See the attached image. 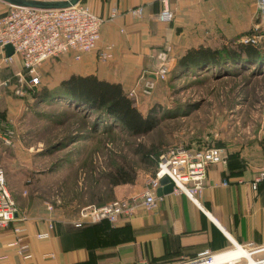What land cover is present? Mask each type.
Returning a JSON list of instances; mask_svg holds the SVG:
<instances>
[{"label": "crops", "instance_id": "crops-1", "mask_svg": "<svg viewBox=\"0 0 264 264\" xmlns=\"http://www.w3.org/2000/svg\"><path fill=\"white\" fill-rule=\"evenodd\" d=\"M167 1L174 13L170 23L156 18L162 8L161 0H80L105 19L97 48L79 58L75 57L76 52L69 51L48 59L39 67L40 79L43 67L55 61L66 70L65 75L61 72L60 80L70 75H94L123 87L132 81L129 91L143 75L153 77L158 67L173 64L175 54L171 50L167 53L164 46L185 45L186 31L196 27L202 17L216 15L218 19L231 10L232 15L239 14L240 20L245 21L244 12L247 14L252 6L251 0H229L227 6L222 3L224 7L215 6L221 4L219 0ZM136 6L143 7L139 18L129 13ZM8 8L7 3L0 1V15ZM113 11L115 15L111 17ZM245 22L250 24V15ZM236 23L237 28L244 24ZM106 46H111L112 57L103 61L97 53ZM4 54L6 47H0V79L20 67L17 56L11 65L2 63ZM10 102L21 100L2 89L0 113L5 112L6 119ZM237 152L225 165L208 167L198 198L201 207L184 194L172 193L169 184L163 183L156 191L162 199L155 209L138 206L132 216L121 217L116 224L100 221L75 227L72 221L79 210L67 212L61 201H50L52 210H47L38 201H16L12 195L18 213L9 227L0 230V255H7L10 264H173L195 258L205 249L213 253L229 251L231 240L264 246V182L256 190L250 184L256 171L264 167V151ZM147 177L139 175L133 182L114 185L111 199L139 197ZM13 227H20V232H14ZM44 231L49 233L48 238H36L37 233ZM17 239L18 244L12 245ZM20 244L28 246L30 258L24 259L17 252ZM258 255H264V251Z\"/></svg>", "mask_w": 264, "mask_h": 264}, {"label": "rangeland", "instance_id": "rangeland-1", "mask_svg": "<svg viewBox=\"0 0 264 264\" xmlns=\"http://www.w3.org/2000/svg\"><path fill=\"white\" fill-rule=\"evenodd\" d=\"M217 2L221 4L216 7L230 1ZM251 2L249 12H244L245 21L250 15V24L231 10L218 19L206 15L186 31L185 45L170 44L175 54L170 72L155 82L149 95L132 100L143 115L151 111L156 118L154 128L144 135H133L71 99L60 85L66 70L55 61L44 66L45 94L39 91L27 100L10 102L7 120L15 140L10 147L0 143V167L15 200L38 201L44 207L61 201L64 210L75 213L86 205L113 200L110 178L117 170L135 178L147 175L148 180L157 156L171 146L189 150L216 146L224 153L264 151V62L177 66L178 58L192 47L221 50L253 44L264 54V27L255 30L259 15L255 0ZM238 21L245 25L237 28ZM132 85V81L124 85L125 90Z\"/></svg>", "mask_w": 264, "mask_h": 264}, {"label": "built area", "instance_id": "built-area-1", "mask_svg": "<svg viewBox=\"0 0 264 264\" xmlns=\"http://www.w3.org/2000/svg\"><path fill=\"white\" fill-rule=\"evenodd\" d=\"M162 8L156 18L162 23H170L174 13L170 9L167 0H161ZM259 20L255 23V30L264 27V0H255ZM131 16H142L143 7L136 6L129 10ZM115 15L113 11L111 17ZM105 19L94 14L87 5L78 2L64 8L39 9L25 6H10L0 15V47L9 45L13 52L4 54L1 62L11 65L14 57L19 58L20 67L15 69L12 75L0 79V93L6 89L12 79L14 88L12 95L22 100L32 98L37 92L40 83L39 67L50 58H55L69 51L80 54L95 50L100 38V28ZM170 52V48L166 49ZM100 60H108L112 57L111 46H106L97 53ZM172 64H164L150 75H143L129 89L128 97L135 102L139 95H149L154 88L155 82L164 80L170 72ZM15 131L7 119L0 117V143L6 147L14 144ZM226 156L223 151L211 146L198 150H189L183 145H175L161 152L156 159L155 171L147 180L146 187L139 197L118 198L100 205L89 204L79 209L78 216L72 221L75 227L86 223L106 221L116 224L121 217H130L138 206L146 209H155L162 199L157 194L162 179H166L171 185V192L184 194L191 202L200 207L198 198L204 188L206 171L211 165H225ZM264 182V167L259 168L254 174L250 184L256 190L259 184ZM223 184H227L223 182ZM46 209L52 210V205L46 203ZM18 207L8 188L4 168L0 167V230L10 226L16 219ZM24 217L21 216L20 220ZM50 223L48 228H52ZM20 227H13L14 232H20ZM49 237L47 231L36 234L38 239ZM19 239L11 243L18 244ZM240 249L242 255L228 260L224 264H264V257L256 255L264 251V246H252L238 244L231 240L229 250ZM17 252L24 259L30 258L28 246L18 245ZM205 249L197 257L182 260L173 264H209L216 254ZM7 255H0V264H10ZM223 264V263H222Z\"/></svg>", "mask_w": 264, "mask_h": 264}, {"label": "trees", "instance_id": "trees-1", "mask_svg": "<svg viewBox=\"0 0 264 264\" xmlns=\"http://www.w3.org/2000/svg\"><path fill=\"white\" fill-rule=\"evenodd\" d=\"M223 60H228L230 63L264 62V54L258 46L253 44L238 43L235 47H225L221 50L192 47L178 58L177 66L179 68L218 66ZM14 81L12 79L11 84L6 88L11 94ZM60 85L69 93L71 99L98 114L108 116L133 135H144L156 124V118L151 115V111L143 115L128 97L122 84L118 82L100 79L94 75H70L67 79L61 80ZM43 90V81L40 79L37 92L41 93ZM42 94H45V91ZM4 116L5 112L0 113V117L6 119ZM236 153L238 152L227 153L226 160L229 161L230 156ZM148 155L145 154V157ZM154 171L155 169L151 171V175ZM134 179L133 175L130 176L129 173L120 169L111 176L110 185L113 187L119 183L133 182Z\"/></svg>", "mask_w": 264, "mask_h": 264}, {"label": "water", "instance_id": "water-1", "mask_svg": "<svg viewBox=\"0 0 264 264\" xmlns=\"http://www.w3.org/2000/svg\"><path fill=\"white\" fill-rule=\"evenodd\" d=\"M7 3L10 6H25L39 9H50V8H64L70 5H74L80 0H0ZM7 54H11L13 52L12 48L7 45L6 46ZM167 183L166 179H162L161 184ZM169 188L171 190V185L169 184Z\"/></svg>", "mask_w": 264, "mask_h": 264}, {"label": "bare ground", "instance_id": "bare-ground-1", "mask_svg": "<svg viewBox=\"0 0 264 264\" xmlns=\"http://www.w3.org/2000/svg\"><path fill=\"white\" fill-rule=\"evenodd\" d=\"M201 207V206H200ZM203 209V208H202ZM245 254V252H242L240 249H236V250H229L226 251L222 254H216L211 262L209 264H224L226 263L228 260H231L233 258H236L242 254ZM246 255V254H245Z\"/></svg>", "mask_w": 264, "mask_h": 264}]
</instances>
